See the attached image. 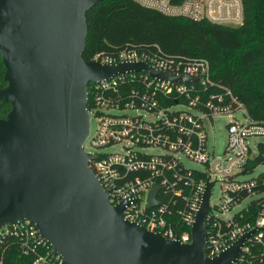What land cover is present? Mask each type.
Masks as SVG:
<instances>
[{"label":"built area","instance_id":"built-area-1","mask_svg":"<svg viewBox=\"0 0 264 264\" xmlns=\"http://www.w3.org/2000/svg\"><path fill=\"white\" fill-rule=\"evenodd\" d=\"M132 1L170 17L225 27L243 23L242 0ZM91 60L142 62L155 70L195 78L170 81L138 71L88 83L87 109L97 126L93 136L89 130L84 144L89 140L96 148L120 146L119 151L90 152L94 158L88 165L109 190V204L125 203L124 219L167 239L189 243L206 184L213 183L212 193L218 183L219 202L211 205L209 199L205 219L206 255H219L249 233L231 264H264V189L258 188L264 184V171L250 179L240 178L264 165V141L258 140L264 138V120L250 116L233 91L211 77L205 58L172 56L159 45H126L112 54H96ZM215 117L228 121L221 155L208 148L209 125ZM182 158L202 168L188 167ZM156 187L157 204L147 207L149 192ZM248 198L252 199L246 201ZM13 250L31 258L32 264H69L29 219L0 227V264H8Z\"/></svg>","mask_w":264,"mask_h":264},{"label":"water","instance_id":"water-1","mask_svg":"<svg viewBox=\"0 0 264 264\" xmlns=\"http://www.w3.org/2000/svg\"><path fill=\"white\" fill-rule=\"evenodd\" d=\"M103 0H0V227L32 221L69 264H231L249 233L215 257L204 251L205 219L213 183H207L191 227V241L163 237L123 217L109 190L89 167L94 154L87 85L117 73L195 79L142 62L103 64L83 57L86 13ZM158 188L149 192L154 206Z\"/></svg>","mask_w":264,"mask_h":264},{"label":"trees","instance_id":"trees-1","mask_svg":"<svg viewBox=\"0 0 264 264\" xmlns=\"http://www.w3.org/2000/svg\"><path fill=\"white\" fill-rule=\"evenodd\" d=\"M242 2L243 23L225 27L166 16L132 0H103L86 13L88 33L83 57L91 60L96 54H112L126 45L139 48L159 45L172 56L205 58L210 64L211 77L229 87L250 116L264 120V91L249 77L264 58V0ZM244 44L247 46L243 48ZM241 48L234 61L227 62L229 54ZM3 74L0 56V87L6 84ZM1 105L10 108L2 100L0 109ZM258 188L264 189V184ZM9 256L8 264H32L31 258L14 250Z\"/></svg>","mask_w":264,"mask_h":264},{"label":"rangeland","instance_id":"rangeland-1","mask_svg":"<svg viewBox=\"0 0 264 264\" xmlns=\"http://www.w3.org/2000/svg\"><path fill=\"white\" fill-rule=\"evenodd\" d=\"M245 46H247V45L244 44L243 48ZM243 48H241L238 51L231 52L228 56L227 62L234 61L236 56H238L239 52ZM249 77L257 83V85H258L257 88L259 90L264 91V58L260 61L259 64H257L254 67V73L252 75H249ZM177 108H182V106H178ZM9 109H10L9 107H7L5 105H1L0 116L4 117L7 114V112L9 111ZM237 117L240 120L243 118L242 115L239 113L237 114ZM227 122L228 121L225 117H215L213 119V124L209 125L208 148L210 151L213 149V151L215 152L216 155H221L223 153L224 147L226 145V141H227L226 124H227ZM96 126H97V120H96V118L92 117L90 119V133H91L90 135L91 136L94 135L95 130H96ZM258 140L264 141V138H260ZM83 148L86 152H89V153L90 152H96V153L114 152V151L120 150L119 145L107 146V147H103V148H96L90 144L89 140H87L85 142ZM146 151L151 152V153H155V152H158V149H146ZM182 161L188 167L196 168V169L202 168V166L199 163L194 162V161H190L187 158H182ZM263 171H264V165H260V166H257L253 172H250L248 174L240 176V178L241 179H250L252 177L258 176ZM219 197H220V185L217 183L212 188V193L210 196V204L216 205L219 202ZM252 198H248L246 201H248ZM246 201L243 202L238 207H236V209L234 211L243 207L244 204L246 203Z\"/></svg>","mask_w":264,"mask_h":264}]
</instances>
